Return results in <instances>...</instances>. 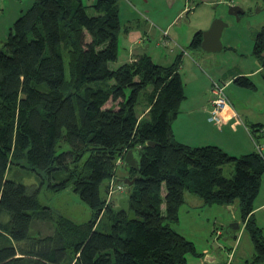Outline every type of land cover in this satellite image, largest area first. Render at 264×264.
<instances>
[{"label":"trees","instance_id":"obj_1","mask_svg":"<svg viewBox=\"0 0 264 264\" xmlns=\"http://www.w3.org/2000/svg\"><path fill=\"white\" fill-rule=\"evenodd\" d=\"M119 1L34 0L0 43V264H188L194 244L170 226L186 193L204 206L237 204L252 263L264 264V236L253 219L263 154L234 157L217 146L174 139L171 124L184 98L180 55L167 67L142 54L111 68L118 57ZM201 37L196 32L188 49L200 50ZM253 55L264 80V26L254 34ZM233 84L255 89L246 76ZM128 150L140 155V169L124 168L119 177L117 160ZM23 162L52 193L69 188L92 218L53 217L39 202L40 187L6 179L9 168ZM56 172L64 179L54 178ZM117 177L134 179L126 213L100 195V186ZM48 222L49 233L37 228Z\"/></svg>","mask_w":264,"mask_h":264},{"label":"rangeland","instance_id":"obj_2","mask_svg":"<svg viewBox=\"0 0 264 264\" xmlns=\"http://www.w3.org/2000/svg\"><path fill=\"white\" fill-rule=\"evenodd\" d=\"M33 1L0 0L1 39H6L13 22L22 11L27 10L32 5ZM83 2L85 5L87 4V0H83ZM230 6H237L242 10V14L238 16V19L228 14ZM87 13L92 14L90 8L87 9ZM185 19L179 20L178 24H174L172 30L168 32L151 29L148 37L144 38L142 46L146 47V53L155 64L167 67L173 63L174 57L182 52L178 62L179 73L186 92L190 91L191 82L198 79L200 81L207 79V84L210 85V80L221 82L225 86L226 97L234 108L239 113L240 109L244 110L253 118L251 121L260 122L261 126L259 127L264 128V80L261 78L260 64L253 55L254 34L264 26V0H216L213 4L199 5L188 23ZM215 19H220L227 24L220 37L223 49L218 53L209 54L201 50H186L185 47L190 39L187 40L188 29H186V26L191 29L197 27V29L205 31ZM174 31L185 43L183 46L174 44L172 40ZM125 49H129L128 45L119 33L118 57L114 63L110 64L111 68H116L124 63L123 60H126L125 56L128 52ZM64 67L65 75L68 77L67 58H64ZM236 73L249 77L256 89L248 90L233 83L227 84L229 77ZM200 85L202 84L196 86ZM210 85L208 97H210ZM144 92L140 94L139 104L136 106L139 113L143 112L141 99ZM107 106L114 105L109 102ZM259 143L263 145L261 153L264 155V135L259 139ZM121 161L122 163L116 170L117 175L124 172L123 160ZM231 173V166L226 165L223 167L225 177H231ZM5 177L28 187H40L39 202L42 206L49 208L53 217L62 215L75 223H84L92 218L89 208L81 203L69 188L57 194L52 193L46 187L47 180H41L37 172H34L24 162L20 166H11ZM56 177H60V180H62L65 173L56 172L54 178ZM111 184V181H109L100 186V195L102 197L106 196V200L109 199L108 190ZM122 186L123 191L121 193L111 195L110 200L112 203L117 204L119 198L124 196L125 186ZM195 196L201 200V203L203 202L202 198L198 195ZM257 197H264V173L261 176L260 188L254 200ZM128 217L133 219L134 215L128 213ZM2 219L6 221L7 217L3 216ZM231 224H237L239 230L235 232V237L230 236L225 239L224 232ZM45 226H48L49 229ZM170 226L175 232L194 244L196 256L188 255V264H253L252 243L248 233L244 230L237 204L231 206H204L199 203L192 207V205L187 206L183 203L178 209V221ZM261 226L264 235V220L261 222ZM37 228L47 234L50 228H53V224L50 222H48V225L38 223ZM218 231L220 235L217 234ZM206 256H209L210 262L205 259Z\"/></svg>","mask_w":264,"mask_h":264},{"label":"crops","instance_id":"obj_3","mask_svg":"<svg viewBox=\"0 0 264 264\" xmlns=\"http://www.w3.org/2000/svg\"><path fill=\"white\" fill-rule=\"evenodd\" d=\"M215 2L216 0H120L119 33L129 48L128 50L125 49L128 52L125 56L126 60H123V62H131L142 54L149 56L145 50H139L138 45L143 46L144 38L148 37L151 29L154 28L158 31L163 30L164 32H168L181 19L186 18L185 21L188 23L199 5L213 4ZM186 27L188 29L187 40L190 38L189 42L196 32H203L197 29V27H193L192 29L188 28V26ZM1 38L0 35V43L4 40ZM172 40L176 46H183L185 44L175 31L172 33ZM188 45L185 47L186 50H188ZM178 55L181 57L182 52L178 53L174 59ZM238 76L244 75L241 73L232 74L227 84L233 83V80ZM207 82V79H203V81L198 79L191 82L189 92H186L183 86L184 98L180 102L177 116L171 124L174 139L190 147L217 146L234 157L258 152L256 143L264 135V133L260 132V128L262 129L263 127H259L261 126L260 122L251 121L253 118L244 110L240 109L239 113L230 103L232 109L224 113L220 126L213 124L210 120V105L208 102V88L210 84H207ZM199 84L202 85L196 86ZM125 175L126 172H123L118 176L124 177ZM199 203L203 204L194 194H185L184 204L187 206L192 205L194 207V205ZM253 219L262 231L261 222L264 220V197H257L254 200Z\"/></svg>","mask_w":264,"mask_h":264},{"label":"water","instance_id":"obj_4","mask_svg":"<svg viewBox=\"0 0 264 264\" xmlns=\"http://www.w3.org/2000/svg\"><path fill=\"white\" fill-rule=\"evenodd\" d=\"M228 14L234 16L238 19V16L242 14V10L237 6H230L228 8ZM227 26V24L220 20L215 19L212 21L210 27L202 32L201 42H200V50L204 53H218L223 49V46L220 41V37L222 34L223 29ZM146 47H142L141 45L138 46L139 50H145ZM152 142H148L147 146H152ZM145 147L142 148L144 150ZM140 155L137 154L134 150H128L123 159V167L132 169L134 171H139L140 169V162H139ZM134 179L128 178H114L113 185L122 184L125 186V194L121 198H119L116 206L114 207L115 211L126 213L128 210V200L131 191V186L133 184ZM239 230V226L237 224H231L224 232L226 235L225 239L229 238L230 236L234 237L235 232ZM205 259L210 262L209 256H206Z\"/></svg>","mask_w":264,"mask_h":264},{"label":"built area","instance_id":"obj_5","mask_svg":"<svg viewBox=\"0 0 264 264\" xmlns=\"http://www.w3.org/2000/svg\"><path fill=\"white\" fill-rule=\"evenodd\" d=\"M224 84L221 82L211 80L210 85V97L208 99L210 108H209V117L210 120L213 122V124L220 126L221 119L225 112L232 109V106L226 97ZM262 133H264V128L261 129ZM256 148L259 153H261L263 149V145H261L259 142L256 143ZM122 161L120 159L117 160V164L120 165ZM111 187L108 190V196L109 199L107 200L110 202L111 195H118L123 191L122 184L113 185V179L111 180ZM218 235H220L219 232H217Z\"/></svg>","mask_w":264,"mask_h":264},{"label":"bare ground","instance_id":"obj_6","mask_svg":"<svg viewBox=\"0 0 264 264\" xmlns=\"http://www.w3.org/2000/svg\"><path fill=\"white\" fill-rule=\"evenodd\" d=\"M211 81V80H210ZM139 150V149H138ZM126 153V152H125ZM124 158V157H123ZM123 158H122V160H123Z\"/></svg>","mask_w":264,"mask_h":264}]
</instances>
